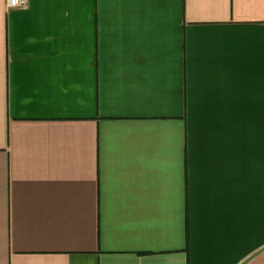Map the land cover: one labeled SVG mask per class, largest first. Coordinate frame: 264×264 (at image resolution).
<instances>
[{
  "label": "crops",
  "instance_id": "obj_1",
  "mask_svg": "<svg viewBox=\"0 0 264 264\" xmlns=\"http://www.w3.org/2000/svg\"><path fill=\"white\" fill-rule=\"evenodd\" d=\"M0 264H264V0H0Z\"/></svg>",
  "mask_w": 264,
  "mask_h": 264
},
{
  "label": "built area",
  "instance_id": "obj_2",
  "mask_svg": "<svg viewBox=\"0 0 264 264\" xmlns=\"http://www.w3.org/2000/svg\"><path fill=\"white\" fill-rule=\"evenodd\" d=\"M8 6H23L27 3V0H6Z\"/></svg>",
  "mask_w": 264,
  "mask_h": 264
}]
</instances>
